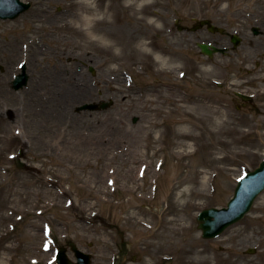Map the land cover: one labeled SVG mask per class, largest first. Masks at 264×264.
<instances>
[{"label": "rangeland", "instance_id": "rangeland-1", "mask_svg": "<svg viewBox=\"0 0 264 264\" xmlns=\"http://www.w3.org/2000/svg\"><path fill=\"white\" fill-rule=\"evenodd\" d=\"M22 1L29 10L0 20V264H57V250L75 263L71 243L112 264L120 232L123 264H264V193L218 239L197 222L264 158V0H91L109 9L103 39L119 56L71 29L73 0ZM202 20L223 32H193ZM199 42L227 51L208 58ZM22 64L30 79L15 91ZM58 74L92 91L66 114L51 98ZM100 103L111 106L78 111ZM191 116L203 121L190 120L196 137L185 140ZM111 119L138 144L106 141ZM88 123L100 147L79 139ZM159 131L170 135L157 142ZM183 143L194 156L178 158Z\"/></svg>", "mask_w": 264, "mask_h": 264}, {"label": "bare ground", "instance_id": "bare-ground-1", "mask_svg": "<svg viewBox=\"0 0 264 264\" xmlns=\"http://www.w3.org/2000/svg\"><path fill=\"white\" fill-rule=\"evenodd\" d=\"M70 7L75 9V11L77 12V22L74 23L73 26H71V29L75 30L78 35L86 38L91 44H94L95 46L98 47H102L104 49L107 48L108 50L113 52L114 56H119V53L113 50L114 48L113 45L111 43H108L109 40L103 39V37L105 36L103 32H106L105 27L103 26L108 22L106 13L109 9H107L106 12L100 10L97 7L96 2L95 1L93 2L91 0H73ZM93 61H95L97 65L98 61H96V59H93ZM75 75L79 76L78 78L80 81L84 80L85 82H87L85 73L82 72L81 74H75ZM204 76L205 75L203 74V70H202L201 78H203ZM54 82L57 83L55 85V93L54 95H52L51 98L54 99L55 102L54 105L60 108V112L62 114H66L78 102L87 99L92 94V91L89 88L88 84L84 82V84L80 86L78 85L79 83L77 84L72 81H67L64 78L63 74H58ZM190 120L195 121L196 123L203 121L201 119L192 116L191 118L189 117L182 118L183 126L181 130L178 131V133L181 136V138L185 140H190L191 138L196 137L195 134L192 132V127H191L192 123H190L191 122ZM101 123H104V125L107 127L105 134H107L108 139H105L106 141L111 139L112 142L115 141L121 142L126 146H130V148L138 144V136L137 135L135 136L134 132L123 128L121 126L122 123L119 120L116 119L104 120ZM155 126L158 125L155 124ZM91 130L94 131V129H92L91 125H89L88 123L85 126V131H84L87 138L82 136L79 139L82 142L84 141L87 142L92 137L91 142H93L95 145L100 147L102 145V142L100 141L98 136L89 133ZM169 135H170L169 133L159 131L157 132L155 139L157 140V142H160L164 138H168ZM150 136H153L152 133L149 135V137ZM62 139L64 140L67 138L64 136V138ZM179 148H181V150L176 152V155L178 156L179 159H184L188 156L190 157L194 156V153L193 154L186 153L188 152L186 149L192 148L191 143H183L181 146H179ZM149 167L151 168L152 165H149ZM151 172H153L155 176L158 175L153 170L151 171L146 168L143 176H147V174ZM134 181L137 182L139 180L136 177Z\"/></svg>", "mask_w": 264, "mask_h": 264}, {"label": "water", "instance_id": "water-1", "mask_svg": "<svg viewBox=\"0 0 264 264\" xmlns=\"http://www.w3.org/2000/svg\"><path fill=\"white\" fill-rule=\"evenodd\" d=\"M30 8L29 4L21 2V0H0V18L15 19ZM207 24L202 22L201 27ZM211 31H215L212 27ZM220 32L222 30H219ZM255 35H260L258 28H254ZM233 44L237 47L240 44L238 37L233 38ZM199 48L206 56L213 57L216 53H226L227 49H221L212 45L201 43ZM29 77L26 74V68L23 67L22 74L18 75L14 81V89L20 90L28 84ZM245 100H250V97L240 95ZM111 103L89 104L84 105L78 109L83 110H101L107 109ZM22 167V166H21ZM264 192V159L259 167L255 170L245 174L238 182L235 189L234 196L228 202L225 208H210L202 211L198 218V228L202 231L204 239H216L223 234L229 227L240 222L251 211L257 198ZM78 263L77 264H91V256L84 254L78 250L74 243L70 244ZM125 247V243H124ZM126 252V248H125ZM58 264H73L68 258L66 250H62L58 254Z\"/></svg>", "mask_w": 264, "mask_h": 264}, {"label": "flooded vegetation", "instance_id": "flooded-vegetation-1", "mask_svg": "<svg viewBox=\"0 0 264 264\" xmlns=\"http://www.w3.org/2000/svg\"><path fill=\"white\" fill-rule=\"evenodd\" d=\"M177 25H179V26H178V29H179V30H181V31H186V30H187L186 27L180 26V25H181V20H179V23H178ZM243 105H244V104H243ZM244 107H247V106H244Z\"/></svg>", "mask_w": 264, "mask_h": 264}]
</instances>
